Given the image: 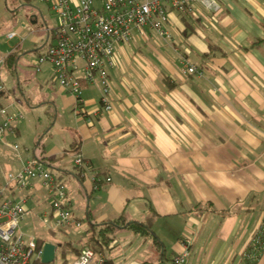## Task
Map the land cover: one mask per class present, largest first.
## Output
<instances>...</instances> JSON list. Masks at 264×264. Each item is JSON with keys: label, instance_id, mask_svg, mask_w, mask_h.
<instances>
[{"label": "crops", "instance_id": "1", "mask_svg": "<svg viewBox=\"0 0 264 264\" xmlns=\"http://www.w3.org/2000/svg\"><path fill=\"white\" fill-rule=\"evenodd\" d=\"M218 2L217 13L171 10L165 23L171 38L150 26L144 37L134 30L142 39L136 50L146 58L130 45H117L116 64L109 68L111 110L102 108L100 85L83 82L86 114L76 115V96L53 78L51 64L42 63L39 70L33 64L40 86L49 83L39 104L54 108V124L61 120L68 129L70 148L65 150L48 128L47 144L41 134L32 155L24 146V152L5 159L8 166L18 171L25 160L42 159L66 184L69 204L70 194L86 198L88 221L123 214L140 222L145 217L151 227H175L172 253L179 238H190L188 264H264V244L253 240L264 228V0ZM46 10L51 9L40 1L32 6L30 19L7 38L26 40L23 28L32 31L42 18L38 30L44 33L30 38L39 55L54 40ZM147 33L159 37L150 51L144 50ZM6 55L11 52L0 58ZM184 59L198 71H183ZM5 85L0 106L25 111ZM66 112L69 124L62 121ZM26 126L20 122L12 137H2L7 144L0 145V153L5 150L6 157L18 149L11 139ZM78 154L82 166L74 162L72 170L64 165L52 170V163L74 161ZM31 182L26 190L10 182L12 198L20 199L15 187L17 197H27V211L47 202L38 215L53 219L51 193L40 178Z\"/></svg>", "mask_w": 264, "mask_h": 264}, {"label": "built area", "instance_id": "2", "mask_svg": "<svg viewBox=\"0 0 264 264\" xmlns=\"http://www.w3.org/2000/svg\"><path fill=\"white\" fill-rule=\"evenodd\" d=\"M57 15L58 24L53 28L54 40L34 60L40 69L48 62L53 78L76 96L74 112L83 116L86 110L82 97L83 82H97L102 90V108L114 107L109 68L116 64V45L128 41L134 30L145 36V26H150L160 36L171 38L165 27L171 10L180 13L199 14L201 8L217 13L221 6L218 0H39ZM29 25V24H28ZM30 27V26H29ZM16 31L8 33V37ZM0 58V64L3 62ZM183 71L197 72L195 64L183 61ZM7 92L0 75V99ZM16 110V109H15ZM2 120L0 136L14 132V122L23 118V112H12L7 106H0ZM15 148L18 144L14 143ZM75 164L82 166L84 158L78 154ZM8 182L19 187L31 185L32 178H40L52 194L51 215L57 226H79L80 220L73 217L67 199V186L58 180L42 159H28L16 172L7 174ZM0 189V264H40L43 245L38 246L35 236L27 237L19 228V221L27 211V197L2 198ZM264 244V228L253 238ZM192 241L188 237L177 240L172 264H188ZM106 254L91 246H85L69 264H104Z\"/></svg>", "mask_w": 264, "mask_h": 264}, {"label": "rangeland", "instance_id": "3", "mask_svg": "<svg viewBox=\"0 0 264 264\" xmlns=\"http://www.w3.org/2000/svg\"><path fill=\"white\" fill-rule=\"evenodd\" d=\"M38 3L39 0H0V54L11 52V56L6 55L4 62L1 63L0 75L3 82L5 83L6 81L9 84V92L11 96L13 95L15 103L20 106V108L25 109V111L19 109L18 107L13 108L11 105H7V108L12 112L22 111L24 114L23 118H20L14 122L15 127L20 124V122L27 123L22 135H15V137L11 139V142L18 144V149L11 150L12 152H10L6 157L4 156L6 152L5 150L0 153V189H5L1 195L2 198H12L14 196L13 192L9 190L13 185H9V183H7V174L17 170L11 165L8 166L5 159H11L13 154L16 156L17 153L24 152V146L30 147V154L32 155L33 150L36 149V145L41 134H43V136L47 135L45 131L48 128H52L51 132L53 133L54 138H56L61 146H64L65 150L70 148L68 144V129H65L66 127L65 125H62L60 122L61 120L54 124V118L56 115L54 108L49 106L47 103L39 104V102L46 98L45 91H47L46 86L49 85V83L47 85L40 86L38 82V73L33 66L34 60L37 59L38 55L33 50L34 46H31L30 38L34 35L38 36L44 33L42 29L40 31L38 30V25H41V22L43 21L42 18H40L39 23H36L37 25L32 31H28L26 28H23V33L26 36V40L20 41L18 37L13 39L7 38L8 32L18 28L22 23V20L30 19V9L32 6ZM45 15L48 22L52 26H56L58 24V17L53 11L46 10ZM146 35V38L149 42H147L148 44L145 45L144 50L150 51L149 45L154 44L153 39L155 38L157 40L159 37L155 33H152V35L147 33ZM141 40L142 39L136 37L133 32L132 37L126 42L119 43V46L127 47L130 45L133 48V53H139V55H141L143 58H146V52L142 53L136 50V45L140 44L141 42L139 43L138 41ZM115 47H117V45ZM146 47L148 49H146ZM72 112L73 111H70L71 116L73 115ZM68 116L69 115L67 112L64 113L62 121L66 120V123L68 122L69 124ZM1 120L2 119H0V122ZM13 133L14 132L10 133V137H12ZM2 137L3 136H0V145H6L7 143ZM49 140V136H44L42 142L47 144ZM71 154L72 153H70V155ZM74 162L75 158L74 161L70 158L64 159L58 163H52L54 168H51L52 170H56L57 166L64 165L72 170L74 169ZM66 182H69L68 178L66 179ZM29 187H23L22 189L26 190ZM14 193L16 198L23 197H17L18 188L14 187ZM49 196L51 198V194ZM72 196L74 195L70 194L69 199L71 203L69 204V208L71 209L73 216L80 218L79 226L73 225L66 228L60 227L56 225L53 219H50L49 217H42L41 214L38 215L39 210L48 208V203L45 202L39 207H31V210L26 211L19 221V228L25 233L27 237L36 235L37 237H42L46 241L51 242L56 240H70L74 245L77 246L86 244V232L89 230V221L86 214L88 209V201L81 195L76 194L74 197ZM144 220L149 221L145 217ZM152 228L164 243L167 258L171 259L173 255L172 246L174 244V235L177 233L176 228ZM113 237L114 239H112L110 242L111 247L106 249L105 253L106 258L108 257L112 259V264H141L143 262L156 264L161 257L162 250H159V244L155 242L154 236H152V234L143 235L140 231H135L134 228L122 227L115 229ZM65 252L66 258L70 261L74 256L72 249L67 246ZM62 261L63 258L61 256V247L58 246L56 248V257L50 264H61Z\"/></svg>", "mask_w": 264, "mask_h": 264}, {"label": "trees", "instance_id": "4", "mask_svg": "<svg viewBox=\"0 0 264 264\" xmlns=\"http://www.w3.org/2000/svg\"><path fill=\"white\" fill-rule=\"evenodd\" d=\"M40 159V158H39ZM90 227L89 230L86 232V244H83L81 246L74 245L70 240L65 241H58L56 242L57 247H61V256L63 258V261L61 264H69L72 259L69 261L66 258V247L69 246L74 256H78V254L81 252L83 247L85 245H90L96 250H102L106 253V249H109L110 242L112 239H114L113 234L116 228L120 227H130L134 228L135 231H140L143 235L146 234H152L154 236V240L156 243L159 244V250L161 252V257L157 261L156 264H172L171 259H168L166 256V249L162 243V241L159 239L158 235L155 233V231L151 227V222L145 221L140 222L138 220H128L123 214L117 217L116 219H110L107 221L102 222H92L89 221ZM46 240L42 237L38 238V246L41 247ZM56 257V256H55ZM40 264H44L40 261ZM50 264V263H49ZM104 264H112V259L106 258V261ZM141 264H149L147 262H143Z\"/></svg>", "mask_w": 264, "mask_h": 264}, {"label": "water", "instance_id": "5", "mask_svg": "<svg viewBox=\"0 0 264 264\" xmlns=\"http://www.w3.org/2000/svg\"><path fill=\"white\" fill-rule=\"evenodd\" d=\"M57 245L54 242L45 241L43 244V254L41 257V262L44 264L51 263L56 256Z\"/></svg>", "mask_w": 264, "mask_h": 264}]
</instances>
